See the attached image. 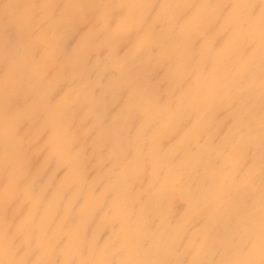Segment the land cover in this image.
<instances>
[{
  "label": "snow or ice",
  "instance_id": "obj_1",
  "mask_svg": "<svg viewBox=\"0 0 264 264\" xmlns=\"http://www.w3.org/2000/svg\"><path fill=\"white\" fill-rule=\"evenodd\" d=\"M89 7L100 12L82 21L84 29L126 33L133 51L155 66V75L163 73L170 81L167 95L136 82L126 85L133 118L163 107L171 129L177 121L191 124L201 112L227 113L219 122L218 143L211 146L225 161L216 191L203 204L184 199L182 172L158 171L168 152L165 132L149 137L141 128L126 138L73 134L88 113L77 124L75 105L69 102L76 80L64 78L58 54L61 6L5 2L0 5L5 63L0 78L5 97L0 264H264V0ZM165 30L180 42L161 45L155 37ZM24 37L36 76L64 78L69 90L44 97L47 106L62 112L43 124L16 94L24 86L18 70ZM79 95L87 104L86 85L79 86ZM202 139L198 135L192 147L201 146ZM52 164L59 184L32 177L37 166L51 170ZM145 184L165 189L159 205ZM177 199L188 206L180 219L193 225L190 237L173 238L153 226L154 215ZM194 210L216 221V227L195 228Z\"/></svg>",
  "mask_w": 264,
  "mask_h": 264
},
{
  "label": "bare ground",
  "instance_id": "obj_2",
  "mask_svg": "<svg viewBox=\"0 0 264 264\" xmlns=\"http://www.w3.org/2000/svg\"><path fill=\"white\" fill-rule=\"evenodd\" d=\"M5 2L61 6L63 16L57 34L58 54L65 65L64 78L76 80V86L70 92L69 102L75 105L77 124L81 114L88 113L84 126H74L71 129L73 134L83 136L85 132L89 134L94 132L96 137L116 135L126 138L128 135L134 136L141 128L147 130L149 137L165 132L167 137H170L168 152L161 157L158 171L162 170L164 175H168L169 169L173 173L177 170L182 172L184 199L199 201L202 204L211 201L217 188L220 168L225 163L218 153L211 150V146L213 143H218L219 122L227 113L221 109L201 112L192 116L191 124H181L177 121L171 129L167 127L168 113L163 107L147 108L142 114L133 118L132 108L124 91L125 86L130 82H136L142 88L167 95L170 89L169 79L163 73L159 76L155 75V66L133 51V41L126 33L112 28L100 34L91 29V26L89 29L82 27V21L86 17L90 18L100 12L99 9L89 7L92 5L145 2L200 3L209 0H0V5ZM155 39L164 47H173L180 42L179 37H173L166 30L158 31ZM19 49L18 70L24 86L18 89L16 94L21 97V103L35 112L38 121L43 124L53 117H58L62 112V108L47 106L44 97L55 94L61 88H64V92L69 90L64 87V78L42 81L36 76L32 63L33 53L26 37L21 38ZM100 49L107 51L102 55H96L95 53ZM42 55L43 52L37 53L35 59L39 60ZM4 70L3 32L0 28V78ZM81 84L86 85L89 92L87 104L79 95ZM172 99L175 100V97ZM4 104V93L0 89V203L5 185L2 166ZM197 120L200 121V125L196 124ZM177 129L180 130L179 135L176 134ZM206 129L210 130L211 135L206 134ZM198 135H203L201 146L193 148L192 145ZM176 153L180 156L178 159H173ZM32 177L40 183H60V180L56 179L55 164L51 165V170H40L37 166L32 171ZM145 189L153 204L159 205L165 189L161 188L160 184L153 187L145 184ZM184 199H177L174 204L161 208L153 217V226L162 233L171 234L173 238L177 234L190 237L194 230L193 225L180 219L188 211ZM26 210L27 206L24 211ZM194 212L198 218L195 228L212 230L216 227V221L200 213L199 210ZM189 215H193V212H189Z\"/></svg>",
  "mask_w": 264,
  "mask_h": 264
}]
</instances>
